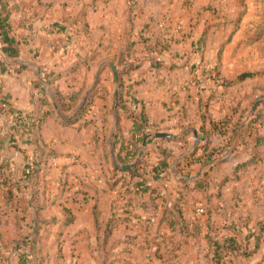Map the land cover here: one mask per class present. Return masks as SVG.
Returning a JSON list of instances; mask_svg holds the SVG:
<instances>
[{
  "label": "crops",
  "instance_id": "1",
  "mask_svg": "<svg viewBox=\"0 0 264 264\" xmlns=\"http://www.w3.org/2000/svg\"><path fill=\"white\" fill-rule=\"evenodd\" d=\"M132 1L110 0L107 3L95 0L94 5L86 4L79 15V20L86 27L85 33L70 39L67 27L64 28L72 22L68 18L72 15L68 5L63 9L64 5L57 0L51 1V5L45 3H50L49 0H0L7 23L6 28L0 30V97L13 110L29 113L40 105L46 94L54 111L39 128L38 145L45 153L46 161L52 158L56 172L65 169L71 177L83 182L85 193L92 194L93 207L96 192L108 194L101 206V228L114 213L117 218L125 217L122 212L127 209L136 215L131 221L137 224L139 218L154 214L150 212L152 206L158 207L159 220L162 198L170 200L179 190L182 192L181 225L184 224L186 230L181 232L178 224L172 231L166 221L162 222L159 232L167 238L171 236L167 245H189L192 239L197 238H202L201 243L205 245L207 224L220 227V235H232L231 227L246 233V225L252 227L255 220L264 218V96L254 101L258 95L250 85L258 73H263V66L254 70L249 68L252 57L260 58L259 52L250 48L253 42L249 35V30L260 19H237L236 23L239 21V27L243 28L235 25L230 35L225 37L224 27L219 24L226 20L214 12L213 15L203 12L205 17L186 18L189 12L182 11L181 15L185 17L178 15L177 9L172 12L174 6L170 2L154 4L146 0L142 6L145 14L148 10H154V14L148 15L150 17L141 14L139 18L140 14L133 16L126 10ZM197 1L200 5L197 3L193 8L203 6L200 0ZM117 2L122 4L120 14H116ZM191 9L189 7L193 13ZM73 11L75 13L76 9ZM177 22L181 23L182 31H177L180 28ZM157 57L163 60L161 64L154 61ZM104 62L115 66L116 75L109 66H104L97 84L93 86L96 70ZM76 63H80V68L73 74L51 84L46 82L45 77L63 73ZM212 64L221 84L211 81L206 75L199 79L193 73L195 69ZM121 73L120 81L124 86L132 87L153 133H168L176 137L152 139L145 147L143 171L149 184L156 189L162 185L163 179L158 183L152 178L153 169L160 164L170 165L173 175L168 193L159 197L148 193L137 196L121 193V183L112 190L109 188L116 166L115 156L120 149L119 137L122 135L126 141L129 140L130 132L138 125L116 109ZM243 75L249 76L238 80ZM84 81L87 87L83 97L94 89L91 107L76 123L65 125L63 119L68 114H61L53 98L55 95L71 96L82 88ZM201 113L206 116V128L209 121L218 124V131L210 134L207 147L208 151L216 152L212 157L214 161L207 166L198 149L197 157H201V162L185 167L188 155L202 145L198 142ZM8 119L0 120L3 135ZM28 143H18L20 153L15 149L4 153L19 169H22L24 157L30 159L32 156L33 150ZM179 158L182 161L174 166ZM15 159L19 160L15 162ZM100 173L107 180L106 187H101L94 180ZM196 177H205L207 190L196 188ZM114 192L120 195V200L126 199L127 205L113 208ZM194 203L197 207L205 206L208 209L206 215L192 213L190 209ZM106 205L109 211L104 213ZM93 207L89 221L97 233ZM41 215L47 217L45 213ZM14 220L16 235L17 215ZM118 234L121 236L111 241V237ZM130 235L136 236L137 245H143L139 226L131 230L123 224H117L106 245L121 242ZM261 248L259 245L249 259L255 257ZM13 261L7 263L12 264ZM181 261L194 264V261ZM21 262L17 260L18 264Z\"/></svg>",
  "mask_w": 264,
  "mask_h": 264
},
{
  "label": "trees",
  "instance_id": "2",
  "mask_svg": "<svg viewBox=\"0 0 264 264\" xmlns=\"http://www.w3.org/2000/svg\"><path fill=\"white\" fill-rule=\"evenodd\" d=\"M5 1L2 3L4 5ZM0 7V30L6 28V21L3 17V8ZM84 28V25H83ZM80 68V63L71 65L65 72L57 73L55 75H49L45 77L48 84L59 80L64 76H69L73 74ZM18 70V69H17ZM216 75L218 72L214 68ZM123 73L119 74V83L117 87V94L115 99L117 112L126 118L135 120L138 125L135 129L130 132L131 138L125 140L122 135H120V149L115 156L116 166L113 168V175L111 177V183L109 188L112 190L118 183L125 189V193L138 195L148 193L150 195H160V189H156L149 184L148 179L144 174V164L145 157H143L131 170L123 171L120 167L122 165H128L134 163L136 157L141 149V142L144 136L153 133L154 131L148 126L147 118L144 114L143 108L140 103L135 99L132 92V87L130 85L124 86L120 81ZM249 75H243L238 78L242 80ZM86 83L84 81L82 88L73 93L71 96H61L57 99V106L61 112H67L69 115L63 119L65 125H71L80 120L90 109L92 98L94 95V89L88 94H85ZM56 97V95H55ZM84 98V100H83ZM83 100L80 108L76 111L79 103ZM3 104V107H2ZM53 104L51 101L47 100L45 94L40 105L29 113H24L20 111H15L11 108L9 103L0 97V120H5L7 118V130L3 131L0 129V194L3 201H5L4 207H9V205H14L16 209L20 210L19 193L22 188L29 189L30 206L32 213L37 216V222L44 223L45 220L41 215L44 213L52 204H47L44 200L40 199L42 196L40 187V173L42 171V166L45 164L46 156L42 149L39 147V136L38 131L44 120L49 116L51 111H54ZM201 127L200 135L198 137V142L202 145L200 148H196L191 152L184 162L185 167H189L193 164L201 162V157H204V163L207 166L213 164V155L216 152H211L207 150L209 144V137L214 131H218V124L209 121L208 128L205 127L206 116L205 114L200 115ZM259 139V138H258ZM21 141H28V145L32 148L33 153L30 159L24 157L23 161H29L27 167L24 169L17 168L16 165L11 164L10 158L5 156V152L10 149H15L19 153L18 143ZM198 149L201 150L202 156L197 157ZM146 155V153H145ZM118 175H120L118 177ZM127 175L129 178L127 179ZM173 177L170 172V165L160 164L153 169V180L154 182H160V180H165L166 183H170ZM201 190V187H196ZM95 204L93 207V215L95 219V227L98 233L99 245L105 247L108 239L111 236L113 229L117 224H123L129 229H134L135 226H139L142 231L141 242L144 247L137 245L135 243L136 236H127L121 242H117L110 246L109 250H105L106 254H109L110 262L108 264H184L179 254L176 253V249L181 248L180 246L167 245L169 238L162 235L159 232L161 223L166 221L170 226L171 230L174 231V227L178 224L181 225L182 217V197L178 196L175 201L169 199L161 200V211L159 220L158 217V207L152 206L154 210V218L157 219L156 224L151 222V217L139 218L138 223H132L131 218L136 215L132 214V211L127 209L122 213L125 217L117 218L115 213L107 220V222L101 228V206L108 197L106 192H96L95 194ZM23 220V219H22ZM73 219L68 217L67 220L62 224V227L68 226L72 223ZM246 233H243L235 227H231L230 230L232 235H220L218 233V226H212L207 224V232L204 236V242L206 246L205 258L206 264H233L234 259H249L253 256L256 250L259 248L261 238L264 234V218L257 219L254 221L252 227H248ZM181 232H185V225H181ZM155 228V229H154ZM223 229H226L224 227ZM22 227L20 222L16 225V237L17 240H21ZM1 238V235H0ZM35 238V237H34ZM29 242V249L24 254H21L22 264H36V250H35V239ZM31 240V239H30ZM251 241V244H250ZM118 244H121V248L116 249ZM116 249V252L113 250ZM26 249H24V252ZM107 258L103 260V264H106ZM193 264V263H192ZM197 264V263H195ZM199 264V263H198Z\"/></svg>",
  "mask_w": 264,
  "mask_h": 264
},
{
  "label": "rangeland",
  "instance_id": "3",
  "mask_svg": "<svg viewBox=\"0 0 264 264\" xmlns=\"http://www.w3.org/2000/svg\"><path fill=\"white\" fill-rule=\"evenodd\" d=\"M49 1L50 3H45L47 5H51V1L54 0ZM99 1L100 0H96V2ZM105 1L108 3L110 0ZM145 1L146 0H133L127 4L126 10L129 13L131 12L130 14L133 16H139L140 14L139 18H141V14L144 17H147L148 15L153 16L154 10L149 11L148 8V13L145 14L146 11L144 10V7H142ZM151 1L154 4L161 1H164L165 3L170 2L171 5L174 6L172 12L178 10V15H181L182 11H187L190 15H193H188L186 18H193L196 17V15L197 17H205L203 12H208L206 15H213L212 12H214L215 15L219 14V18L226 20V22H220L219 24L222 28L224 27L223 33L225 34V37L230 35L235 25H238L237 28H243L239 27V21L238 24L236 23L237 19H260L256 23L257 25L249 30L250 39L253 42L250 48L253 51L256 50L259 52L260 58L252 57L249 68L254 70L263 66V73H258L259 75L256 76L250 84L251 89L256 90V94L258 95L255 97L254 101L263 98L264 95L261 94H263L264 91V0H200V3H202L203 6L199 7H196L197 3L200 5L197 0ZM57 2H61L64 5L63 9H65V6L67 5L71 9L70 13L72 15L68 18L72 22L69 25L64 26V28L67 27V37L70 39L73 37H80L81 33L84 34L86 30V27L83 28V22L79 20L81 18V16H79L82 11L81 9H83L86 4L94 5L95 0H57ZM193 5H196L195 8H193ZM121 7L122 4L119 5V2H117L115 7V9H117L116 14H120V10L122 9ZM189 7L192 8L191 10H193V13L189 10ZM74 8L76 9L75 13L73 11ZM187 12H185V14H187ZM181 16L185 17L183 15ZM167 19L170 20V17ZM176 24L180 27L177 31H182L181 23L177 22ZM154 61L156 64H161L163 62V60L159 57L155 58ZM94 64L96 63L94 62ZM193 67H195V65ZM214 68V64L211 66H202L195 69V72L193 73L195 77H198L199 79L206 75V77L211 79V81L221 84V79L219 78V75H216ZM94 70L96 69L94 68ZM212 78H214V80ZM254 94L255 93H253V95ZM58 98L59 96H56L53 98V101H57ZM250 104L251 101L248 105L250 106ZM61 114L67 115L68 113L61 112ZM18 160L19 159H15L14 161L17 162ZM28 163L29 161H24L22 169L27 167ZM54 169H57V167L54 166V162L51 158L48 161H45L40 174V189L42 192L40 199L44 200L47 204L53 203V205H50V207L44 212L47 214V217H44V223L46 224L37 222V216L32 214L29 197L30 188H22L19 193L21 210L16 209L13 204L10 205L11 208H5L3 206L4 201L0 194V264H8L7 261L13 260L12 264H18V259L25 260V258H21L20 255L27 252L30 247L29 242L33 241L34 237L36 243V264H103L105 257L107 258L105 261L106 264L110 262V253L106 254L105 250H109L111 245H105V247H101V245H99L97 233L89 221L90 215L92 216V194L89 192L85 193L83 182H79L75 178L71 177L65 169H61V171L58 172ZM97 175V177H94V180L97 184H100L101 187H106L107 180H104L102 176L103 174L101 175L100 173V175ZM180 175H183L181 171ZM204 178L205 177H196L197 186H195L202 187L205 191L208 189V182ZM163 182L166 181L163 180ZM163 185H161L160 188H164V193L162 194H166L168 193L169 186L164 187ZM119 191L121 193H125L124 188H120ZM181 193L182 192L179 190H176L170 200L175 201L178 196H182ZM113 197L114 199H112L115 201H112L113 208H117L120 204L127 205L128 203L126 199L120 200L121 198L118 193L116 194L114 192ZM192 206L193 207H191L190 210L194 214H198L197 210L199 209L203 210L201 216L206 215L208 211L205 206L197 207L195 203L192 204ZM103 210L104 213L109 211L108 205H106ZM150 212L155 213L153 209H150ZM15 215H17V220L20 222L22 227L21 237L23 238L19 241L17 240L14 230ZM68 217H71L74 222L67 227H62V224H64ZM157 219L154 218L153 224L157 223ZM119 236H121V234L112 236L111 241H115L116 237L119 238ZM201 239H192L189 245H176L180 247L182 246L181 248L175 250L176 253L179 254L180 259L184 262L194 261V264H206V246L203 242L201 243ZM259 245H262V250H260L255 257L248 260L234 259L233 264H264V235ZM141 246L144 247L145 245ZM102 248H105V250L102 251ZM119 248H121L120 245L116 247V249ZM24 249H26L25 252ZM116 249H114L113 252H116Z\"/></svg>",
  "mask_w": 264,
  "mask_h": 264
},
{
  "label": "water",
  "instance_id": "4",
  "mask_svg": "<svg viewBox=\"0 0 264 264\" xmlns=\"http://www.w3.org/2000/svg\"><path fill=\"white\" fill-rule=\"evenodd\" d=\"M104 66H109L110 69L112 70L113 74L116 75V69H115V66L111 63V62H104V63H101L97 70H96V73L94 75V83H93V86H95L98 82V79H99V76L101 74V71L103 69ZM41 83L43 84V86L47 89V85L41 81ZM176 137L171 135V134H168V133H161V132H156V133H151V134H148L146 136L143 137L142 139V142H141V149L136 157V160L134 161V163L132 164H128V165H122L120 168L123 170V171H128V170H131L132 168H134V166L143 158L144 156V153H145V147L147 145V142L149 140H152V139H175ZM182 161L181 158H179L176 162H175V165L176 166L177 164H179L180 162ZM180 179H186L185 177H180Z\"/></svg>",
  "mask_w": 264,
  "mask_h": 264
},
{
  "label": "built area",
  "instance_id": "5",
  "mask_svg": "<svg viewBox=\"0 0 264 264\" xmlns=\"http://www.w3.org/2000/svg\"><path fill=\"white\" fill-rule=\"evenodd\" d=\"M208 72V71H207ZM213 80H214V78H212ZM2 107H3V104H2ZM163 183H164V185H163ZM162 185L164 186V187H167L168 186V183H166V182H162ZM164 188H161V190H160V195H162V193H164V190H163ZM162 191V192H161ZM141 194V193H140ZM139 195V194H138ZM197 213L198 214H202L203 213V210L202 209H199V210H197ZM151 217V222L153 223L154 222V214H152V216H150Z\"/></svg>",
  "mask_w": 264,
  "mask_h": 264
}]
</instances>
